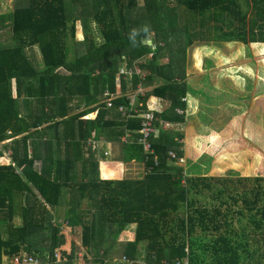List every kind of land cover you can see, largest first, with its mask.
Listing matches in <instances>:
<instances>
[{
    "label": "trees",
    "instance_id": "trees-1",
    "mask_svg": "<svg viewBox=\"0 0 264 264\" xmlns=\"http://www.w3.org/2000/svg\"><path fill=\"white\" fill-rule=\"evenodd\" d=\"M89 1L15 0L0 14V33L11 34L9 43L0 42V144L11 139L0 149V157L10 160L0 165V264L4 257L15 264L23 256L37 264H108L131 225L132 239L121 245L117 264H141L140 256L146 264H264V175L187 174L176 166L185 135L165 129L186 122L185 62L194 41L211 40L217 48L221 42H264V0H175L195 16L180 28L163 21L176 25L178 19L177 11L170 19L169 6L171 12L164 11L166 0H146L144 18L137 15L138 0ZM86 5L94 12L82 9ZM156 13L160 27L154 25ZM207 17L214 25H206ZM79 21L84 40H77ZM36 46L42 69L27 54ZM150 54L140 64L146 75L120 73L123 60L131 68ZM206 55L217 62V53ZM142 87L149 93L139 98L138 113L148 110L152 96L171 103L157 113L155 154L149 159L139 142L142 119L119 111L130 109L129 95ZM93 139L120 144L121 160L100 159L90 146ZM132 161L146 169L142 178H124L121 167ZM84 200L90 211L81 210ZM50 208L58 217L52 218ZM16 216L21 225L14 223ZM62 222L81 234L82 245Z\"/></svg>",
    "mask_w": 264,
    "mask_h": 264
},
{
    "label": "rangeland",
    "instance_id": "rangeland-1",
    "mask_svg": "<svg viewBox=\"0 0 264 264\" xmlns=\"http://www.w3.org/2000/svg\"><path fill=\"white\" fill-rule=\"evenodd\" d=\"M172 1L176 2L175 0ZM13 4L14 3H11L10 1H3V13L14 7ZM82 9H85L87 12L93 11V9L87 7V5L86 8ZM183 10L182 6H180V11L182 12ZM167 11L171 12L169 9ZM194 17L195 16L190 15L188 16V19L193 22ZM211 24L213 25L214 23ZM96 36L97 41L102 43L103 40L99 33ZM10 39V30L8 32L0 33V42L9 43L11 41ZM84 39L85 34L83 32L82 24L81 22H78L77 40ZM146 39L147 40L144 41L153 45L154 48H157V46L154 45L153 39L150 37H146ZM204 45L209 47L207 44ZM248 46L239 42H227L221 44L218 48L215 47V50L213 53L211 52V55H215L217 52L218 56L216 63L215 58H213L214 62H208V58L206 60L207 55L205 56V54L199 53L200 50L201 52L204 51V48L202 49L201 45L189 48L190 55L185 62V66L187 86L189 88V95L191 96L190 98L198 99V97L203 95L206 96L201 98L203 103H205L204 107L197 105L200 102L193 104L191 100L190 105L185 111V129H193L189 131L191 136L187 139L188 151L193 153L196 152L197 148V152L200 154L199 161L201 162L204 159V163L202 164L194 157L192 161H190L188 154L184 153L182 162L177 160L178 162L176 163V166L184 169L186 168L188 170L187 174L191 171H199L197 174H209V176L215 178H239L241 176L248 177L264 175V100L260 99V96L264 94L261 93L264 90V60L262 63L259 61V64H257L256 60H254L255 57L253 51L251 47ZM197 47H201V49H197ZM252 47L256 51L257 47L255 45H252ZM27 54L36 68H43L42 56L40 49L37 46L28 49ZM151 58L152 55L150 54L146 58H140L137 62V65L139 66L138 69L141 68V71L139 72L142 76L146 75L148 70H144L140 67V64L150 61ZM170 60L171 58L167 53V57L164 58V61L168 62ZM122 63L123 67L128 65L124 60ZM180 64L181 62L177 64V66ZM212 70H222L220 78H218L217 75L210 74L212 73ZM60 72L62 75L68 74L65 69H61ZM256 92H259L260 94L256 96L254 94ZM252 98H254V100H259L254 102L251 101ZM229 99L231 101H229ZM236 99H238V101H235ZM210 102L212 104H209ZM169 105H171L170 101L166 102L159 99L158 108ZM200 111H203L204 115L202 112L200 113ZM165 129L175 130L167 127H165ZM10 140L11 139H8L2 144L7 143ZM194 143L196 148L192 145ZM2 144H0V149L3 147ZM29 145L30 154L33 156V143L29 141ZM184 149L185 148H183V151ZM96 151H99L98 154L100 151L108 152L110 156H107L110 160H121L120 158L123 155L122 147L118 143H102L101 147L97 148ZM87 153H89L90 157L92 149L90 151V149L87 148ZM8 154L10 155V151ZM195 155L197 156V153ZM99 158L102 159V157ZM7 162H10V160L5 161L4 158H0V165ZM133 162L134 161L131 162V165L125 166V176L129 178H142L143 174H146V171H144L146 169L143 168V165L137 162H135L137 163L135 164ZM40 165L41 162L38 161L36 163L37 169H40ZM70 197L71 196H69V198ZM90 205L91 204H89L87 200H84L81 205V210L90 211ZM51 213L52 218L58 217L56 210L52 209ZM90 216V213L87 212L88 219L84 217V220L89 221ZM14 223L16 225H21V219L19 216L15 217ZM62 226L73 241L82 245V237L80 233L72 232V228L68 227L67 222H62ZM132 227H135V225L129 226V229L131 230ZM131 237L132 236L128 237L126 232L120 234L117 245H112L114 247L112 250L115 257L112 258L113 260L108 261V264H117V261H120L121 253L119 254V251L122 247L121 245ZM82 248L84 249L83 246ZM84 253L86 254L83 250L78 257H82ZM24 254L26 253H23L22 255ZM93 256L94 255H88L89 258ZM142 258H144V256H140L138 261L141 262V264H146ZM122 259L123 261L127 260H124V257ZM92 262V264H95L93 259ZM3 263L12 264V261L11 259L4 257ZM74 264H78V259L74 261Z\"/></svg>",
    "mask_w": 264,
    "mask_h": 264
},
{
    "label": "crops",
    "instance_id": "crops-1",
    "mask_svg": "<svg viewBox=\"0 0 264 264\" xmlns=\"http://www.w3.org/2000/svg\"><path fill=\"white\" fill-rule=\"evenodd\" d=\"M3 1H10L11 3H14L13 4V6L15 5V0H1V5H0V14H5V13H3L4 11H3V9H2V3H3ZM144 2H146V0H138V6H137V15H140V16H142L143 18H144V15H143V13L144 12H140V9L142 8V6H144ZM171 5H172V7H171ZM163 8H164V11H167L169 8L167 7V6H169L172 10H174V12H171V15H170V19L171 18H173V16H175V12L177 11V14H178V19H177V22H176V25L175 24H173V22L172 21H166V20H164L163 19V21L164 22H166V23H169L168 25L170 26L169 28H173V27H177V28H180V26L181 25H185L186 23H187V19H188V15H189V13H187V11H185V8L184 7H182V9H184L182 12L180 11V6L177 4V2H173L172 0H168V1H166L163 5ZM13 8V7H12ZM12 8H10V9H8L9 11L12 9ZM7 10V9H6ZM7 10V11H8ZM6 12V11H5ZM167 13V12H166ZM161 14V13H160ZM160 14H158V13H156V15H154L153 17H157V15H158V17L156 18V21H155V24L154 25H158L159 27H160V21H161V19H162V17L160 16ZM165 17V16H164ZM206 19V25L207 26H211L212 24L211 23H213V22H209L208 23V21H209V17H207V18H205ZM79 22H81V21H79ZM82 24V23H81ZM150 25H153L151 22H150ZM214 25V24H213ZM83 27V26H82ZM195 30L196 29H201L200 27H196V28H194ZM203 29H205V28H203ZM84 32V31H83ZM1 33H3V32H1ZM206 41V42H205ZM2 42V41H1ZM196 42H198V43H196ZM234 42H236V41H234ZM225 43H227V42H225ZM225 43H222L221 42V44H225ZM228 43H230V42H228ZM239 43H242V42H239ZM204 44H207V45H209V47H215V46H213V44H215V42L214 41H207V40H195L194 41V43L192 44V47H196L197 45L198 46H200L201 45V47H202V49L204 48V51L203 52H201V50H200V54L201 53H203V54H208V53H211L212 52V49L210 50V49H208L207 50V46H205ZM244 44V43H243ZM244 45H249L250 47H251V49H252V51H253V54H254V60H256V63L257 64H259V61H261V63H262V61L264 60V42H250V43H248V44H244ZM252 45H255L256 47H257V49H256V51L253 49V47H252ZM248 46V47H249ZM201 47H197V49H201ZM217 53V52H216ZM217 56H218V54H217ZM140 70V69H139ZM215 73H210V74H214V75H219L218 73H221V71H219V70H217V71H214ZM220 76L221 75H219L218 76V78H220ZM148 88H144V87H142L141 88V96L139 95V92L137 91V92H134V93H131L129 96L133 99H135V103L137 104V106H139L140 107V105L141 104H143L141 101H140V97H142V96H144V95H146V97H147V94H148ZM261 93H264V90L261 92ZM256 96L258 95V94H260L259 92H256V93H254ZM189 95V94H188ZM139 96V97H138ZM138 97V98H137ZM191 96L189 95V99H188V101H189V105H190V101L192 100V103L194 104V103H197V102H199L198 101V99L196 98V99H191L190 98ZM152 98L155 100H157L158 102H159V99L160 98H158V97H154V96H152ZM260 99H262V100H264V94L262 95V96H260ZM155 100V101H156ZM162 100H164V101H168V100H165V99H162ZM259 99H257V100H254V98H252L251 99V101H258ZM169 102V101H168ZM167 105V104H166ZM188 105V106H189ZM198 105V104H197ZM205 106V105H204ZM203 106V107H204ZM170 107V105L169 106H166V107H164V106H162V108L164 109L163 110V112L165 111V110H167L168 108ZM161 108V109H162ZM165 127H167V128H169V129H179V130H181L183 133H184V138L180 141L182 144H183V147H182V151H183V148H185L184 149V153H187L188 154V156H189V158H190V161H192V159H193V157L197 160V161H199L200 160V154H199V152H197V148H196V145H195V143L194 144H192L195 148H196V152H193V153H190L189 151H188V141H187V139H188V137L189 136H191V134L189 133V131H191V130H193L192 128H188V129H185V127H186V122L183 124V125H174V124H166L165 125ZM185 131V132H184ZM102 143H104V142H101V144ZM108 143H111V142H108ZM90 146H92L93 147V145L90 143ZM90 146L88 147V149H90ZM99 152V151H98ZM197 153V156L195 155ZM110 154H111V152H110ZM123 154V153H122ZM86 156L87 157H89V153H87L86 154ZM103 156V158H108V156L106 155V152H102V151H100V153L98 154V157H102ZM110 156V155H109ZM0 158H4V160L6 161H9V159H7L5 156L4 157H0ZM107 160H109V161H111V162H115V161H118V160H110V158H108ZM189 160V159H188ZM200 162V161H199ZM202 162H204V159L201 161V163ZM133 163H135V162H133ZM138 163V162H137ZM137 163H135V164H137ZM10 164V162H7V163H5V164H1V165H9ZM140 164V163H139ZM126 165H131V162H125V163H123V165H122V167H121V171H122V173H123V176H124V178L125 179H128V180H136V179H140L139 177H132V178H129V177H126L125 176V166ZM142 165V164H141ZM143 168H144V166H143ZM133 229V228H132ZM131 229V230H132ZM131 230L130 229H128V230H124L123 232H126V234H127V236L128 237H130V236H132L131 234H130V232H131ZM122 232V233H123ZM130 239H132V237L130 238Z\"/></svg>",
    "mask_w": 264,
    "mask_h": 264
},
{
    "label": "built area",
    "instance_id": "built-area-1",
    "mask_svg": "<svg viewBox=\"0 0 264 264\" xmlns=\"http://www.w3.org/2000/svg\"><path fill=\"white\" fill-rule=\"evenodd\" d=\"M133 71H136L137 74H141L137 68L129 69L127 65L123 67V69H121L120 73L126 74V73H132ZM108 104L109 106H112V102L110 100L108 101ZM134 105H135V99L133 98L130 103V109H128L130 113H128L127 109L123 106L119 107V111L122 113L124 117L130 118L132 111L137 113V110L135 109ZM160 111L161 110L160 108H158V103L153 102L152 105L149 106V111L144 112L140 115L142 119V123H141L142 128H141L140 133L142 136L139 139V142L144 147V153H146V156L148 157L147 159H149L150 156H153L155 154L152 141L154 138H156L158 134V127L156 126V121L158 120L157 113ZM179 112L181 113V111ZM90 143L93 145L95 149L101 147V141L93 139V140H90ZM106 155H109V153L106 152ZM170 156L173 159H177V155L174 152H172ZM178 161L182 162V159H178ZM14 263L15 264H37L35 261H33L30 258L28 259L26 256L16 258ZM185 264H188V262H185Z\"/></svg>",
    "mask_w": 264,
    "mask_h": 264
},
{
    "label": "clouds",
    "instance_id": "clouds-1",
    "mask_svg": "<svg viewBox=\"0 0 264 264\" xmlns=\"http://www.w3.org/2000/svg\"><path fill=\"white\" fill-rule=\"evenodd\" d=\"M137 62H138V61H137ZM137 62H135L134 65H133L131 68H137V69H138L139 66L137 65ZM127 67H128V65H127ZM129 68H130V67H129ZM138 70H139V69H138ZM139 71H141V70H139ZM138 92H139V94H141V88L138 89ZM153 102H155V103H156V102L159 103L157 100L154 101V99H153L152 97H150V98L147 100V106H148V110H147V111H149V106L152 105ZM134 106H135V109L137 110V113H135L134 111H132V112H131L132 116H134V113H135V114H138V117H139V118H141L140 115H141L142 113H144V112H147V111H144V112H142V113H138L139 111H138V109H137V104L135 103ZM140 106H142V104H141ZM161 108H162V107H161ZM161 108H160L161 111L158 112V113L163 112V109H161ZM107 144H108V143H107Z\"/></svg>",
    "mask_w": 264,
    "mask_h": 264
}]
</instances>
